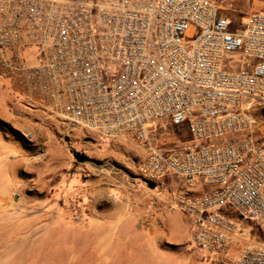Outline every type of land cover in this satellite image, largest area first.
Instances as JSON below:
<instances>
[{
	"label": "built area",
	"instance_id": "2783aa9c",
	"mask_svg": "<svg viewBox=\"0 0 264 264\" xmlns=\"http://www.w3.org/2000/svg\"><path fill=\"white\" fill-rule=\"evenodd\" d=\"M221 11L212 0H0V79L74 127L146 145L145 181L170 172L204 188L173 204L206 263L264 264V12L233 23ZM163 120L189 140L152 145Z\"/></svg>",
	"mask_w": 264,
	"mask_h": 264
},
{
	"label": "rangeland",
	"instance_id": "374dc122",
	"mask_svg": "<svg viewBox=\"0 0 264 264\" xmlns=\"http://www.w3.org/2000/svg\"><path fill=\"white\" fill-rule=\"evenodd\" d=\"M223 13L233 23L246 15ZM166 122L153 127L152 145L170 150L189 140L185 127ZM147 154L146 145L110 140L29 105L0 79V264H208L191 241L189 217L173 204L180 179L168 173L165 188L142 181ZM225 210L258 237L255 221ZM101 211L121 214L114 233L104 234L112 243L104 253L96 250L109 222Z\"/></svg>",
	"mask_w": 264,
	"mask_h": 264
},
{
	"label": "crops",
	"instance_id": "0c3cea01",
	"mask_svg": "<svg viewBox=\"0 0 264 264\" xmlns=\"http://www.w3.org/2000/svg\"><path fill=\"white\" fill-rule=\"evenodd\" d=\"M225 1L231 6H233V4H234V6L236 5L237 8H234V10L233 9L231 10L228 7H225V8L221 7L222 8V11H221L222 13H223V9L229 10V11H236V10L237 11H242V12L245 11L246 12L245 14H249V13H252V12H264V0H230V1L229 0H225ZM228 14L229 13L227 12L226 15H228ZM167 174L168 173H166L164 176H166ZM164 176L161 179L157 180L156 182H151L153 184V187H149L147 185L148 182L145 181L143 178H141V179L146 184V186L149 187V188H156L157 186H161V187L165 188V187H167V184H164V180H162L164 178ZM180 184H181V186H179V187L176 186L175 187V189L178 190V191L175 192V194L173 195V198L178 193H182V192H196V191H201V190L204 189V188H202L200 186H198V187H187V186H185L182 183L181 179H180ZM163 185H165V186H163ZM168 187H170V186H168ZM179 189H180V191H179ZM99 215H100V217L103 216L104 220H109L108 223H105V224L102 223L101 228H100V229H102L101 230V234H103L102 239H101L102 242H97V246H96V250L104 253L105 251L110 250L111 244H112V243H109V244L107 243V241L104 239V234H106V235L111 234L112 235L114 233L115 228H117V226L119 224V221L121 220V214L119 216V213L112 212V214L108 213V215H105L104 212L101 211L99 213Z\"/></svg>",
	"mask_w": 264,
	"mask_h": 264
},
{
	"label": "water",
	"instance_id": "95a60500",
	"mask_svg": "<svg viewBox=\"0 0 264 264\" xmlns=\"http://www.w3.org/2000/svg\"><path fill=\"white\" fill-rule=\"evenodd\" d=\"M73 156H74V158H76V160H78L80 162L88 159L85 155H81V154H78V153H74ZM147 185L149 187H153V184L151 182H148Z\"/></svg>",
	"mask_w": 264,
	"mask_h": 264
}]
</instances>
